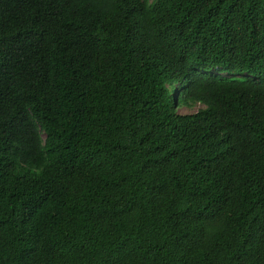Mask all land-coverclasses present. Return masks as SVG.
Returning <instances> with one entry per match:
<instances>
[{"label": "trees", "instance_id": "trees-1", "mask_svg": "<svg viewBox=\"0 0 264 264\" xmlns=\"http://www.w3.org/2000/svg\"><path fill=\"white\" fill-rule=\"evenodd\" d=\"M0 264H264V0H0Z\"/></svg>", "mask_w": 264, "mask_h": 264}, {"label": "rangeland", "instance_id": "rangeland-1", "mask_svg": "<svg viewBox=\"0 0 264 264\" xmlns=\"http://www.w3.org/2000/svg\"><path fill=\"white\" fill-rule=\"evenodd\" d=\"M203 107L202 104L196 103L193 107H179L178 111L180 113H192L198 110V108Z\"/></svg>", "mask_w": 264, "mask_h": 264}]
</instances>
